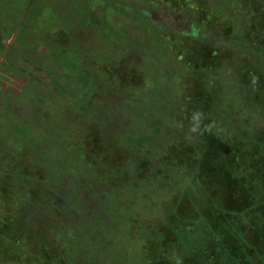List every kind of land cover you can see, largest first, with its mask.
Wrapping results in <instances>:
<instances>
[{"label":"trees","instance_id":"16d2710c","mask_svg":"<svg viewBox=\"0 0 264 264\" xmlns=\"http://www.w3.org/2000/svg\"><path fill=\"white\" fill-rule=\"evenodd\" d=\"M191 2L180 10L195 18L197 32L181 36L178 87L158 82L167 58L147 71L171 109L164 122L178 126L172 154L158 165L165 174L148 176L160 196L139 193L150 206L136 218L123 203L109 211L114 223L93 233L107 264H264V0ZM152 88L142 90L150 105L158 98ZM23 168L20 192L10 168L0 171V186L11 187L0 191V264H84L97 246L83 230H61L57 241L50 219L33 224L37 183Z\"/></svg>","mask_w":264,"mask_h":264},{"label":"rangeland","instance_id":"374dc122","mask_svg":"<svg viewBox=\"0 0 264 264\" xmlns=\"http://www.w3.org/2000/svg\"><path fill=\"white\" fill-rule=\"evenodd\" d=\"M0 1L3 4H5V6L8 5V3H10V2H6V0H0ZM28 1L29 0H22L20 3V7H22L21 14H20L21 16L24 14L23 12L27 8L26 6H27ZM59 2H60L59 5L62 6V8L59 10V14L55 15L50 9L47 10L46 7L48 4H45L43 5V7L33 10L35 17L31 18L29 16L27 22L23 24L24 27L22 31H20L22 35H24L26 32H32L33 38L37 40L38 38H42V37H45L50 42L53 40L56 43V45L54 46L55 52L61 51L62 47L65 45V43L68 40L71 39L70 37L72 35V31H69V30H72V25L70 26L67 25L66 28L64 26H61V21L63 20V16L64 15H66V17L68 16L67 18L65 17V19L69 21V14H72L71 20L73 21L74 19L73 10L74 9L91 10L90 4H88L87 6L86 3H92V1L90 0L89 1L83 0L82 3L80 4L76 3L75 0H59ZM171 2L174 7H177L178 10L180 9V7L178 8L179 0H171ZM181 2H183V0H181ZM72 3H76V8L75 6H71V5L68 7V4H72ZM197 3H202L204 7L210 8V5L214 4L215 2H212V0H198ZM153 6H156L154 10L155 12L154 14H152V17H154L155 20L156 19L158 20L159 18H161L163 21L167 19L169 21H172V19L173 21H177V19H175L173 16H169L170 13L166 11V9L164 8L165 6H162V4H154ZM189 6L191 7L192 5H189ZM32 7H35V5H33ZM7 9L8 8H6L7 14L11 15L12 17V13L9 14L8 12L11 9H8V10ZM98 9L99 8H96V10ZM20 15L19 17L15 15L16 17L15 29L18 27V24H20V21L22 19V18L20 19L21 17ZM43 15H46V19H45L46 22L43 19ZM94 15H97L95 11H94ZM189 15H191V13H189ZM143 19H145V17H143ZM191 19L192 21H190L189 17H185V19H182L181 22H182V25L184 26L182 29V32H180L181 29L177 31L180 33H186L188 31V29L186 28L189 26L191 28V29L189 28L190 33L192 30H194V32L196 33L197 32L195 28L196 20H193L194 17H191ZM146 20L149 21V18H146ZM10 21L11 20L7 17V20L5 21V23L7 22L10 23ZM81 24H82V20H80V22L77 21L75 26H78V25L80 26ZM10 27L11 26L8 27V30ZM15 29L12 28L11 30H9L8 33H5L4 43L6 45L9 44V41L13 37L16 31ZM25 29L27 31H24ZM54 30L57 36L52 35ZM73 31L75 32V29H73ZM119 35L121 36L122 33H119ZM183 35L185 34H182L181 36ZM178 38H179L178 35L175 34L172 39L175 41L173 42V44L175 43L176 46L180 49L182 42H179L180 40H178ZM172 39L170 38L171 41ZM17 40L22 42L23 36H22V40L19 39V36ZM154 43L155 45H154V50H153L154 51L153 58L158 59V55H157L158 51H160L163 54H167L169 58V55L171 54L170 52L171 46L161 45L157 41H154ZM118 46L122 49L124 54H126L131 49H133V47L135 46V43L133 39L129 38L128 42L124 41V43H119L117 45V49H119ZM44 47L45 46L42 47L41 52L44 50ZM178 48H175V49L178 50ZM134 49L137 50L136 54H134L135 52H133V54L136 55L134 56V61H133V57H130L131 55L129 56L126 55V57H124V55L123 54L121 55L120 53H117V55L122 56V59L120 58L118 60L116 59V63H111L112 62L111 59L99 60L101 62V65L98 66L99 67L97 71L98 73L95 74L93 78V81H94L93 83L88 85V79L86 77L81 76L83 82H81L80 84L83 86V83L85 82L86 84L85 90L76 83L74 86V92L72 93L70 92V94H68L69 93L67 91L68 88L64 87L63 89V87L59 85V82L54 79V75L51 76V79L53 80L48 83L50 84L48 87L46 83L42 84L43 94L40 96L36 95L32 102L31 101L27 102L26 110L24 111V113H22L21 118L22 119L25 118V120L23 119L24 125L29 124L30 126H26V125L21 126V129H20L21 133H24L26 130L28 137H31L33 139V142L38 141L37 143L38 146L43 145V144L49 145V142H50L49 139L52 136L54 137L55 141H57L56 135L52 134L51 136L44 137L41 135L43 133V129L41 128L46 129V127L48 126V127H52L53 129L59 128L63 130L66 127V125L67 126L71 125L73 129L70 130L69 127L65 128V130L63 131L66 133V135L64 136L63 134L62 138L64 140L63 143H66V150H65L66 158H70L71 160H73V162L77 163V162H84L83 153L86 154L85 151H87V149L89 150L90 148H93L91 147V143L93 142L94 132L97 135V132L99 130L101 131L104 129V132L105 130H107L109 131L108 132L109 134L113 135V138H115V140L113 141H117L120 146L130 149L133 152V153L128 152L131 156L133 157L139 156V158L143 157L139 159V161L141 162L142 170L147 171L148 173L157 174V176L164 175L166 172L165 165L163 164L161 167H158V165L167 155L172 154V153H169L170 152L169 150L174 144H176L174 143V136H175V132L178 131V127L175 125V123H173L174 121H170L167 124L166 123L164 124V118H159L158 117L159 115L155 114L157 112V109H154L152 105H150L149 107H145V110L139 111L137 115H136V112L132 114V112L128 111L127 109L129 108L126 109V107L134 106L136 104L135 100L139 102L147 100L146 98L147 94L143 93V96H142L140 95V93L142 94L143 83L144 81H147L148 77H146V80H143L144 78L141 79L140 77L141 74L139 75V73L141 72L140 68L143 65L142 58L149 56V53L146 52V50L140 48V46L138 45L135 46ZM151 50L152 48H150L149 51L151 52ZM181 52L182 50L179 51V54H181ZM173 55H175V52L171 56ZM97 57L99 58V56ZM97 63L98 61L95 62L94 66H96ZM176 64L177 63H176V55H175L173 59L171 60V65L176 66ZM71 65H70V69L73 70L71 68ZM164 65L165 66H162L160 77H157L159 78L158 82L161 83V86H167L168 82L171 80L173 82H176L177 87H178L182 74H180V71L177 68L170 69L172 68L171 66L166 65V64ZM43 66L44 64H40L39 68L42 69ZM86 66L87 65L83 66V70L81 71H84V72H81V74L92 71L90 67L88 66L86 67ZM48 69L50 71L57 72L56 74L61 73V70L56 67L54 68L49 67ZM93 70H96V67H94ZM111 71H113V75H110ZM136 71L138 73H136ZM40 73L43 74L44 72L41 70ZM158 75L159 73L153 74V76H158ZM68 79L70 80V78H68L67 76L66 80ZM117 79L119 80L118 82H116ZM62 82L65 83V80L61 81V84ZM151 82H152L151 85L154 88H152L151 89L152 91L150 90V92L153 94V96H154V93L157 94L158 98H156L157 102L155 101V103H157V105L160 106L165 100V93L163 91H160L158 88H155L156 86H160L158 83H156L157 85H155V82H156L155 80H152ZM4 83H5V86L2 87V93L5 96L8 95L6 94V92L12 89L16 93L20 92L23 89L21 86L22 82L21 83L17 81L11 82L10 80H4ZM151 85H148L147 88L145 89L148 91L151 88ZM38 86L40 85L38 84ZM66 92L68 95L66 94ZM89 92H91V94ZM33 93L35 94V92ZM49 93L51 95L50 97L48 96ZM88 93L90 96L87 97ZM62 94H66L68 98L64 96V97H61V99L58 101L57 95L61 96ZM1 101L3 102L2 98H1ZM146 102L148 104L149 100ZM165 104H168V103H165ZM34 106L36 107V109L31 110ZM82 106L85 112L83 111ZM143 106H146V105H143ZM79 108L81 109V111H83L82 114H80V116H77V117L73 116V113H77L76 110H78ZM169 109H170L169 106L167 110H165L164 108L162 109L163 117L165 116V113H167ZM20 112L21 110L19 111V113ZM111 119L117 120L116 122L120 124L123 129L118 130L117 125H114V122ZM77 120L79 121L78 123L79 125L77 126L78 131H80L79 134H75V131L77 130L74 128L76 127L75 125H77L76 123L78 122ZM63 121H67L66 125H63ZM145 121L150 122V128L146 130V134L144 133L143 128H141L142 123L144 124ZM131 122L136 123V125L133 126ZM146 125L148 126V123ZM160 128H161L162 135H165V131L163 128H166L167 130L166 133H168L169 136L171 135L167 143L166 142L163 143L159 141L157 138L158 131L160 130ZM150 132H156L154 139L152 138ZM71 133L73 134L72 138H70L69 136V134ZM120 135H122L123 138L121 137L119 138ZM125 135H128L130 139L127 140L126 138L128 137ZM165 138H164V141H165ZM69 144L71 145L70 147L67 146ZM79 144L81 146V150L83 153L81 151L77 152V149H79L78 147ZM150 150L154 151L156 154L154 153L148 154ZM152 158L154 161L151 160ZM63 159L67 160L65 158ZM84 169L86 168L84 167ZM87 170L90 171L89 169ZM4 175L6 176L7 174L5 173ZM148 175L150 176V174ZM58 177L59 176H53V178L55 179H58ZM151 179L152 178L149 179V184H145L144 186H142L141 185L142 183H141L139 185L138 192H134L133 197L129 194L127 195L125 200L120 201L116 199L115 195H113V197H111V200H112V205L115 206L114 210H116L118 205L121 202H123L124 206L128 207V210H127L128 218L129 219L136 218L135 214L142 211L140 208H145V207L150 206L147 202H144L140 199L139 193H141L142 195L145 194L147 197H151V195L153 194V190H154L153 187L155 185V183H153L154 180L151 182ZM174 180L177 183H180L179 177H176ZM137 182H139V180L133 179L131 188H134L133 186L134 184H137ZM67 186L68 185L66 184L63 187L66 188ZM116 190L117 189H114V192ZM44 191L48 193L46 189ZM83 193H85V196H86L82 199V203H84L85 205L84 207L85 215L84 217L81 216L80 219H78L76 222L85 223L87 221V217H90V221L92 223L94 215L100 216L101 214L99 210V206H98L99 191H97L96 189H92L89 191L85 190ZM164 195L165 193L161 194V196H164ZM52 212L53 210L50 212L51 215H52ZM148 214L149 212L144 210V213L138 219L139 220L146 219ZM49 221L52 222V220H49ZM85 224L88 225V227H86V229L84 230V233H87V235H92L94 231H92V228L89 226V223L86 222ZM96 240H97V237L88 236L87 241L91 244V246H97V247L87 251L86 259L85 257H84V260L82 259L84 261V264H107L101 259V255H100L101 250L104 249L105 251V248H106L103 245L104 242L98 243Z\"/></svg>","mask_w":264,"mask_h":264},{"label":"flooded vegetation","instance_id":"af4514ba","mask_svg":"<svg viewBox=\"0 0 264 264\" xmlns=\"http://www.w3.org/2000/svg\"><path fill=\"white\" fill-rule=\"evenodd\" d=\"M100 4H98L99 9L97 10L98 12H106V13H111L115 12L116 13H122V17L120 18H115V22L112 23V25L109 28H106L105 26L102 25L103 22V17L97 13L95 10H83L81 11L83 15L78 19V22L82 20V24L79 26H73L72 29H75V32L72 31L71 39L70 41H67L65 45L62 47V50L59 52H54V46L56 43L54 41H43V44L41 47H39L38 52L40 55V59H37L38 55H35L34 63L26 62L23 57H20L17 53H20V51H16L15 53H12L11 56L7 54V49L11 46L13 48H18L19 50H23L24 48L28 47L29 45L36 44L37 39L33 38L32 32H26L25 34L27 35V38L25 39L23 37L22 40V34L20 31L23 29V24L27 22L29 18V14H31L32 9H33V2L31 3V0H29L28 5L26 6L27 8L24 10V14L21 16V8L20 7V2L17 0L14 3V6L9 10V14L12 13L11 15L7 14L6 12V17L12 18L10 23H4V26H0V35H3L5 37V33H8L9 30L12 28L15 29L16 27V17L21 16L20 19V24H18L17 29L19 31H15L13 37L9 41V44L6 46V49L3 51V55L1 59H5L6 57V62L11 63L15 62V66L13 64H0V92H2V87L5 86L4 80H10L11 82H22V90L20 92H15L13 89L10 91H7L5 96L3 93H0L3 97V106L0 105L1 108L3 109H16L15 112L16 116H11L14 115L10 113L9 119L12 122H15V128L18 130L21 129V126H30L29 124L24 125V120L25 118H21L22 113L26 110L27 102L28 101H33L34 97L40 96L43 94V87L42 84L46 83L47 87L50 85L48 84L51 82L53 79H51V76L54 75V79H57L59 82V85L61 87H67L68 88V94L70 92H74V86L77 83L80 85L84 90L86 89V84L85 82L83 83V86L80 84L82 81L81 76L86 77L88 79V85L93 83V78L96 73H98V66L101 65V62L99 60L102 59H111V63H116V59L118 60L119 58L122 59V56L117 55V53H120L121 55L123 54L124 57L126 55H131L130 57H133L134 61V54L137 53V50L134 49L135 46H140V48L146 50V52L149 53V56L143 57L142 62L143 65L140 68V75L141 79L144 78L143 80H146L147 71L150 63H155L156 65L162 63L161 61L164 62V59L167 58L168 61L171 62L172 60V54L176 50L175 48H178L175 42L172 38L176 34L178 35V40L179 42L183 41L184 39L181 37L182 34H185V37H189V35H194V30L191 31L190 33V27L186 26L188 31L186 33H180L182 32L183 25H182V19H185V17H189L190 21L191 15H189L188 12L178 10L177 7H174L172 5L171 0H99ZM192 1L191 3L194 4V6L198 5L196 2L198 0H190ZM95 2H98V0H95ZM18 3V4H16ZM154 4H162V6H165L164 8L168 13H170L169 16H173L177 21H169L168 19L163 21L161 18L158 20L154 17H152V14H154V10L156 6H153ZM183 5V2L179 0L178 8ZM163 10V9H162ZM94 11L97 14L96 16L94 15ZM135 14V15H133ZM5 17V18H6ZM145 17V19H143ZM146 18H149V21L146 20ZM7 20V19H6ZM114 20V18H113ZM195 20V18L193 19ZM77 21H74L76 25ZM11 26L8 30V27ZM178 28V29H177ZM190 28V29H189ZM181 29L180 32L177 30ZM24 32V31H23ZM119 33H122L120 36ZM76 34V35H75ZM18 36L19 39L22 40V42L18 41ZM129 38L133 39L135 46L133 49H131L129 52L124 54L122 49L118 46L119 49H117V45L119 43H124V41L128 42ZM172 39V41L170 40ZM80 39V40H79ZM112 39V40H110ZM162 40V42H161ZM154 41L159 42L161 45H169L171 46L170 52L171 54H163L160 51L157 52L158 59L153 58L154 54ZM11 43V44H10ZM2 44V43H1ZM148 44V45H147ZM77 45V46H76ZM44 47V50L41 52L42 47ZM150 48H152L151 52L149 51ZM50 49V50H48ZM37 50V48H36ZM132 52V53H131ZM133 52H135L133 54ZM25 53V52H24ZM30 54V52L28 53ZM133 54V55H132ZM6 55V56H5ZM8 55V56H7ZM95 56V58H94ZM99 56V58L97 57ZM139 59V57H138ZM132 60V59H130ZM2 60H0L1 62ZM97 65H95V62H97ZM140 61V60H138ZM46 62L47 67L44 65L43 68H39L40 63ZM126 62V60H125ZM16 64L20 67V69L27 71L25 75L22 76V71L19 73L20 69L16 68ZM72 64V65H71ZM65 65V66H64ZM71 68L73 70L70 69ZM87 65L92 69V71H89L88 73L81 74V71L83 70V66ZM171 65V64H170ZM86 66V67H87ZM172 66V65H171ZM58 68L61 70L60 74H56L57 72H52V74H41V70L44 72L48 68ZM85 67V68H86ZM94 67H96V70H93ZM30 68V70H29ZM110 75H113V71L110 72ZM70 78V80H66V78ZM8 78V79H7ZM49 78V79H48ZM65 83L60 81H64ZM85 81V80H84ZM119 80L117 79L116 82ZM107 82V81H106ZM110 82V81H108ZM38 84L40 86H38ZM35 92V94L33 93ZM30 93V94H29ZM91 94V92H89ZM88 93L87 97L90 96ZM67 94V92H66ZM62 94L61 96L57 95L58 101L61 99V97L66 96L68 98V94ZM50 97V93L48 94ZM85 96V95H84ZM60 97V98H59ZM44 98V97H42ZM13 102V104H12ZM129 108V109H127ZM21 112L19 113V110ZM29 109V108H28ZM36 109L34 106L31 110ZM38 109V108H37ZM126 109L130 112H133L135 107H126ZM23 121H22V120ZM30 120V119H29ZM6 121V120H5ZM33 122V121H32ZM0 125H1V119H0ZM6 125L9 127L10 123L6 121ZM13 125V124H11ZM14 126V125H13ZM36 126V125H35ZM37 127V126H36ZM41 128V127H40ZM43 129V133L41 134L44 137L51 136L52 134H55L57 136V140L59 142L56 143H51V149H54L53 152H48L43 153L42 155H34L31 157L32 162H30L31 166L38 170H41L44 174L45 180H49L53 186L55 187V191L57 192H48V195L46 194L47 201L39 202V204H35L33 208V212L31 214L32 220H37L42 217H45L46 219L51 218V208L49 204V199L54 201V205L62 207L65 203L63 202L64 200H70L68 195L70 194V190L73 189L71 186V183L77 179L81 180L83 178V175L76 174V173H70L68 170H62L61 163L62 159L59 158L57 155V150L62 151V139L60 138L61 133L58 135V131L53 128L46 127L41 128ZM58 129V128H57ZM117 129H121V126H118ZM4 132V131H3ZM1 130H0V167H9L10 168V173L13 175V190L15 192H20L21 191V186H20V181L22 178L20 177V173L22 174L21 169H17V164L12 163L14 156H11L10 158L5 157L4 152L7 153L8 151L2 146L3 142L6 143L5 135ZM8 131L5 130V134H7ZM25 135L28 136L27 131L25 130L24 132ZM10 136V135H8ZM70 136V135H69ZM72 136V135H71ZM54 137L52 136L49 140H55L53 139ZM59 138V139H58ZM101 138V137H100ZM103 138V137H102ZM28 140L33 142V139L31 137H27ZM61 142V144H60ZM103 144V147L102 145ZM95 145L97 146V150L95 151V155L98 156L99 152L107 151L110 150V152H115L116 148L113 145L112 142V137L108 138L105 136L101 140H95ZM61 147V148H60ZM64 147V145H63ZM107 147V149H106ZM80 151V150H79ZM77 151V152H79ZM117 154V153H116ZM84 155V154H83ZM121 155V154H120ZM122 156V155H121ZM85 157V155H84ZM123 157V156H122ZM102 155H99L96 159L97 165L102 169V174L104 177L106 176H112L113 169L114 167H125L126 174L130 175L131 172H136L138 168L137 161L134 162L133 159L128 160L126 156L123 157L124 161V166H122L123 163H121V159L116 157L115 159H111V162L114 164L113 166L108 165L105 163V159L102 162ZM34 171V169H31ZM72 175V176H69ZM53 176H59L58 179L53 178ZM102 176V177H103ZM71 178V181H70ZM108 184V181H106ZM68 185L66 188L63 187L65 185ZM8 188H4V186H0V190L7 192ZM42 189V187H41ZM43 190V189H42ZM41 198L40 194L36 192V195H34V200L39 201ZM54 219V216L52 217ZM55 219L58 220L56 222L57 225H59L60 228H54L53 229V236L57 241H61V238L63 237V233L61 230H64L65 232H68V228L65 226L68 221V217H64L63 219H59L57 216ZM36 226V224H34ZM65 242V240H63Z\"/></svg>","mask_w":264,"mask_h":264},{"label":"crops","instance_id":"0c3cea01","mask_svg":"<svg viewBox=\"0 0 264 264\" xmlns=\"http://www.w3.org/2000/svg\"><path fill=\"white\" fill-rule=\"evenodd\" d=\"M16 1L17 0H6V2H10L6 6H5V4H3L0 1V26H4L3 24L5 23V21L7 19L6 12H5L6 8L11 9L14 6V3ZM19 1H22V0H19ZM75 1H76V3L80 4V3H82L83 0H75ZM90 1H92V3H86V5L88 6V4H90V9L91 10H95L97 13H99L103 17L102 25L105 26L106 28H109L112 25V23L115 22V18H120L123 15L122 13H119V14L116 13L115 14V12H111V13L98 12L96 10V8H99L98 4H100L99 3L100 1L99 0H98V2H95V0L94 1L90 0ZM32 2L34 3L33 5H35V7H33V9H39L40 7H43V5L48 4L46 9L47 10L50 9L55 15L59 14V10L62 8V6L59 5V3H60L59 0H31V3ZM76 3L68 4V7L71 5V6H75V8H76ZM83 10H88V9H74L73 10L74 11V14H73L74 19H73V21H78V19L83 15V13L81 12ZM71 16H72V14H69V21H67V19H65L66 15H64L63 16V20L61 21V26H64L66 28L67 25H69V26L72 25V28H73V26H75V23L71 20ZM113 18H114V20H113ZM43 19L45 21L46 15H43ZM56 25H57V23H56ZM15 30L19 31L17 28ZM69 31H73V29L69 30ZM54 32H55V30H54ZM54 32L52 33V35H56L57 36L56 32L55 33ZM22 36L25 39L27 38L26 34H24ZM4 38L5 37H3V35H0V60H2L0 62V64L1 65H3V64H5V65L6 64H13L15 66V62H11V63L6 62V57H5V59H1V57L3 55V51H4V49H6V46H7L4 43ZM110 40H112V39H110ZM43 41H48V39H46L45 37L38 38V41H37L36 44H33V46L31 44L28 47L24 48L23 50H19L18 48H13L12 49V47L10 46L7 49V54L9 56H11L12 53H15L16 51H20V53H17V54L20 57H23L26 62H30V63L36 64L35 61H34V57H35V55H38L37 59H40V55L36 51H38L39 47L42 46ZM68 41H70V40H68ZM36 48H37V50H36ZM48 50H50V49H48ZM29 52H30V54H28ZM54 52H55V50H54ZM176 52L177 51H175L176 61H178V57L181 56V54H179V51L177 53ZM175 55L172 56V59H173V57ZM40 64H44L47 67L46 62H44V63L41 62ZM169 66H171V65H169ZM174 67L175 66L172 65V68H170V69H175ZM16 68L20 69V67L17 64H16ZM21 71H22V73H20ZM18 72L20 74H22V76H23V75L26 74L27 71H24V70L20 69V71H18ZM44 73L45 74H52V72L49 69H46L44 71ZM136 73H138V72L136 71ZM147 75H148V72H147ZM55 80H57V79H55ZM151 80H152V78L148 75L147 81H144V83H143V88H147V86L150 85L149 81H151ZM148 91L146 90V92H148ZM0 93H2V92H0ZM140 95L143 96V94H141V93H140ZM1 98L3 99L2 95L0 94V101H1ZM146 101H148V100H146ZM146 101L139 102V101L135 100L136 104L133 106V107H135V109L132 112V114L134 112H136V115H137V113L139 111H144L145 107H149L150 103L147 104ZM155 101H156V99H154V103L151 104L154 109H157V112L155 114H158L159 118L166 117L167 113H165V116L163 117L162 109L164 108L165 110H167L168 107L165 108L166 106L163 105V103L160 106H158L157 103H155ZM0 105L3 106V104H1V102H0ZM143 105H146V106H143ZM82 109H83V106H82ZM17 110H19V109H17ZM76 111H77V113H73V116L77 117V116H80V114H82L84 109H83V111H81V109L79 108ZM14 112H16V111H14V109H3V108L0 107V119H1L0 130L2 132L4 131L3 133L5 135V139L7 138L6 139V143L3 142V145H2L8 151L7 153L4 152V154H5L4 156L7 157V158H10L11 156H14V159H13L12 163L17 164V166H18L17 169H22V167H24L23 170L25 169V171L28 172L33 177V179L35 180V182H34L35 184L34 185H36V183H37V185L35 186L34 190H35V192H38L40 194L41 198L39 199V201L34 200L32 202L33 203L32 208H34L35 204L38 205L39 202H42V200L43 201L44 200L47 201L46 194L48 195V193H46L44 191L45 189H46L47 192H52V191L53 192H57V191H55V187L53 186V184L50 181L45 180V178H44L45 176H44V174H43V172L41 170L36 169L35 166H34V168L31 166V164H30V162H32L31 157L34 156V155H42L43 153H47L48 154V152H53L54 149H51V145L50 144L53 143V142L58 144L57 142H59V141L57 140V142H56L55 140L51 139L50 142H49V145L43 144V145H40V146L37 145L38 141L31 142L30 140L27 139V137H28L27 135H25L24 133H21L20 130L15 128V122L10 121L9 115H10V113L14 114ZM170 112H171V109H170ZM11 116H13V117L16 116V113L14 115H11ZM5 120L10 123L9 127L6 125V121ZM111 120H113L114 125H117V127L121 126L120 124H118L116 122L117 120H114V119H111ZM129 120H130V118H129ZM66 122L67 121H63V125H66ZM76 123H77V125H75L76 127H74V128L77 131H75V134H79L80 131H78V128H77V126L79 125L78 124L79 121L76 122ZM147 123H148V126L146 125ZM11 124H13L14 126L11 125ZM131 124L133 126L136 125V123H133V122H131ZM164 124H165V122H164ZM68 127L70 128V130L73 129V127L71 125L70 126L66 125L65 128H68ZM49 128H52V127H49ZM65 128L63 130H65ZM141 128H143V131L146 134V130L148 128H150V122L149 121H145L144 124L142 123V127ZM58 129H56V130L58 131V135H59V133H61V136H60L61 138H62L63 134H64V136L66 135V133L63 130H61V129L58 130ZM96 129H98V128H96ZM96 129H95V131H96ZM121 129H123V128L121 127ZM163 129L165 131V135H162L161 128H160V130L158 131L157 138H158L159 141H161L163 143L164 142L167 143L169 141V139H170L169 137H171V135L169 136L168 133H166L167 132L166 128H163ZM5 130L8 131L7 134H5ZM108 132L109 131H107V130H105V132H104V129L101 130V131L99 130L97 132V135L94 132V134H93V142L91 143V147H93V148H90L89 150L87 149V151H85L86 154H84L82 152L81 146L79 144V146H78L79 149H77V151L80 150L85 155L84 162H77L76 163V162H73V160H71L70 158H66V156H65L66 143H63V141H64L63 138H62V144L63 145L65 144V146L63 147V145H62V151L61 150L60 151L57 150V155L60 156L59 158L62 159V163H61L62 170H68L70 173H76V174L83 175V178L81 180L75 179L71 183V186H72L73 189L70 190V194L68 195L70 200L68 201V200H64L63 199V202L65 204L62 205V207L54 205L53 204L54 201L49 199V204L48 205H50L51 210H55V211L52 212V216H51L50 220H52V222L56 224V222H58V220L55 219L56 216L60 220L63 219L64 217H68L67 224L65 225L68 228L67 229L68 231H71L73 227H78L79 230H83V232H84L86 227H88V225H86L85 223L88 222L89 226L91 228L93 227L95 233L96 232L102 233L103 229H102L101 226L103 224L110 225V224L114 223L113 218L110 217V214H109V211H111L113 209V207H114L112 205L111 197H113V195H115L116 199H118L120 201L125 200L126 197H127L126 193H128L130 191L131 192H134V191L138 192V188H139V185L141 183H142L141 184L142 186H144L145 184H149L150 177H148L149 176L148 174H150V173H148L147 171L142 170L141 162L139 161V159H141L143 157L139 158V156H137V157L131 156L128 152H130V153H133V152L130 149H128V148L120 146L117 141H113V140H115V138H113V135L109 134ZM150 134H151L152 138L154 139L156 132H150ZM8 135H10V136H8ZM69 135H70V138L73 137L72 133L69 134ZM105 136H107L108 138H110V137L113 138L112 142H113L114 147L116 148L115 152L117 154L114 153L113 151L110 152V150L99 152L98 156L102 155V157H103L102 158V162L105 159V161H106L105 163H107L110 166H113L114 164L111 162V159H115L116 160V157H117V158L121 159V163H123L122 166H124V161L125 160H123V157L126 156L128 160L133 159L134 162L137 161L138 168H137L136 172L132 171L131 174L128 175V174H126L125 167H114L113 169H111V171L114 172L112 176L104 177L103 175H101L102 174V169L96 163V159H97L98 156L95 155V151L97 150V146L95 145V140H97V141L101 140ZM125 136L128 137V135H125ZM120 137L123 138L122 135H120L119 138ZM56 138H57V136H56ZM164 138H165V141H164ZM126 139L129 140L130 138L128 137ZM175 140H177V139H175V136H174V141ZM60 144H61V142H60ZM101 145L103 147V144H101ZM67 146L70 147L71 145L69 144ZM106 149H107V147H106ZM63 158L67 159L68 161L64 160ZM70 161H71V163H70ZM80 167H82V168H80ZM84 167L86 169H84ZM0 168H1L0 169L1 173H4L2 171V167H0ZM31 169H34V171L31 170ZM87 169H89L90 171H88ZM4 176H3V178H4ZM69 176H72V175L69 174ZM132 177H137L138 180H139V182H137V184H134V186H133L135 189L131 188L132 181H133ZM70 181H71V178H70ZM106 181H108V184L106 183ZM20 186H21V183H20ZM41 187H42L43 190L41 189ZM92 189H96L97 191H99V194H98V201H99L98 206H99V210H100L101 214H100V216H98V215L95 216L94 215L92 223L90 221V217H87V221L85 223H83V222L82 223H77L76 221L78 219H80L81 216L84 217V215H85L84 214L85 205H84V203H82V199L84 197H86V196H85V193H83V192L85 190L89 191V190H92ZM114 189H117V190L114 192ZM153 189L154 190H153V194L152 195L160 196V193L158 191H156L155 188H153ZM21 190H22V188H21ZM121 203H123V202H121ZM4 210H7L6 209V205H4ZM53 216H54V219L52 218ZM41 219H44L46 221V218L42 217V218L37 219V220H32L33 224L39 223V221ZM57 226H59V225H57ZM54 228H56V227H54ZM84 234L87 235V233H84ZM93 235L94 234L87 235V236H93ZM76 237H78V236H76Z\"/></svg>","mask_w":264,"mask_h":264}]
</instances>
